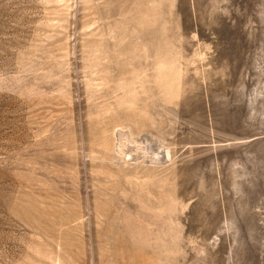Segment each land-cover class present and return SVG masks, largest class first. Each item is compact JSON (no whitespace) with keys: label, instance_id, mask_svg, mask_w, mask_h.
<instances>
[{"label":"rangeland","instance_id":"1","mask_svg":"<svg viewBox=\"0 0 264 264\" xmlns=\"http://www.w3.org/2000/svg\"><path fill=\"white\" fill-rule=\"evenodd\" d=\"M0 264H264V0H0Z\"/></svg>","mask_w":264,"mask_h":264}]
</instances>
